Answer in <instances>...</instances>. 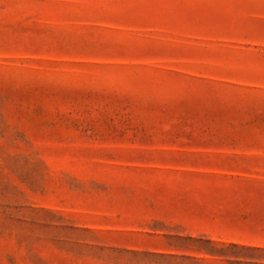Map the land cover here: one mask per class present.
Listing matches in <instances>:
<instances>
[{"label":"rangeland","instance_id":"obj_1","mask_svg":"<svg viewBox=\"0 0 264 264\" xmlns=\"http://www.w3.org/2000/svg\"><path fill=\"white\" fill-rule=\"evenodd\" d=\"M0 264H264V0H0Z\"/></svg>","mask_w":264,"mask_h":264}]
</instances>
